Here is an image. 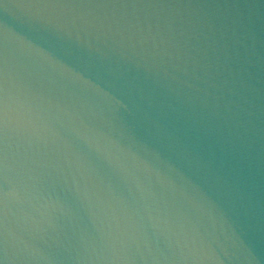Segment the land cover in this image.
Wrapping results in <instances>:
<instances>
[{
	"label": "water",
	"instance_id": "95a60500",
	"mask_svg": "<svg viewBox=\"0 0 264 264\" xmlns=\"http://www.w3.org/2000/svg\"><path fill=\"white\" fill-rule=\"evenodd\" d=\"M0 264H264V0H0Z\"/></svg>",
	"mask_w": 264,
	"mask_h": 264
}]
</instances>
